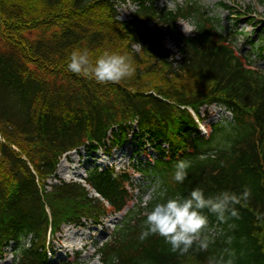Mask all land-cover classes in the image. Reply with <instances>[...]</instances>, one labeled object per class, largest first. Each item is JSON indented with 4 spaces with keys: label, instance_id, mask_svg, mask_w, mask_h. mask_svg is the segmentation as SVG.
<instances>
[{
    "label": "trees",
    "instance_id": "1",
    "mask_svg": "<svg viewBox=\"0 0 264 264\" xmlns=\"http://www.w3.org/2000/svg\"><path fill=\"white\" fill-rule=\"evenodd\" d=\"M132 3L137 9L122 22L116 0H0V258L14 244V264H50L49 234L127 207L132 195L125 172L87 173L86 185L100 198L79 183L47 181L72 150L124 145L136 121L135 141L151 142L158 155L138 170L157 184L155 194L97 249L100 263L219 264L223 258L264 264V73L238 54L220 21L199 4L168 10L155 0ZM181 20H194L192 35L180 31ZM166 38L179 60L165 50ZM77 48L88 49L93 62L105 51L126 55L135 71L104 83L72 73L66 66ZM186 76L197 86H184ZM212 104L229 111L232 122L214 125L206 138L189 109L200 117V107ZM181 159L191 161L183 184L173 179ZM196 187L206 195L247 187L251 195L235 205L239 218L226 223L204 210L210 235L216 233L207 250L194 245L180 255L159 235L140 239L158 198Z\"/></svg>",
    "mask_w": 264,
    "mask_h": 264
},
{
    "label": "rangeland",
    "instance_id": "2",
    "mask_svg": "<svg viewBox=\"0 0 264 264\" xmlns=\"http://www.w3.org/2000/svg\"><path fill=\"white\" fill-rule=\"evenodd\" d=\"M186 1L199 4L214 18H217L220 21L222 34L228 36V40H231V44L235 46L241 56L249 57L253 60L256 68L264 73V25L262 24L264 22V0H155V3L161 9L175 10L177 6H182ZM116 2L118 19L123 22L130 20L136 6L131 0H116ZM220 4L232 8L233 12H237L239 15L228 13ZM248 8H250V12ZM191 22V20H187L178 23L183 34H193L194 26ZM152 23H148L151 28L153 27ZM162 44L171 59L179 60L177 49L168 38ZM150 79L154 80L152 76ZM182 84L186 87L197 86V80L193 76H186ZM200 117L202 119L200 131L204 136L211 133L214 125L227 126L232 122L231 114L225 108L215 105L202 109ZM152 146L149 141H135L128 138L126 143L118 149L106 151L102 148L97 151H88L84 148L78 153L72 152L60 160L56 173L57 179L64 182H83L81 177L85 176V170L88 173L94 168L103 170L113 167L118 171L127 172L131 176L133 200L125 212L129 209L130 211L135 210L140 204L143 206L150 202L155 194L157 184L147 178L148 174L138 172L146 166L147 157L151 156L150 160L157 159L158 155ZM144 152L148 153L147 156L143 154ZM116 155H119L122 160H111ZM54 182L55 180L48 181V183ZM123 215L124 213L109 216L100 224L94 222V219H86L79 225L61 226V232L54 236L49 246L50 264H100L98 257L95 256L96 249L111 240L122 223ZM70 228L87 231L90 234L89 238L83 243H76L74 247L62 249L65 231ZM215 234L212 232V235ZM27 241L28 239L25 240V243ZM85 243L87 245L83 248L82 245ZM12 248H14V244L8 248L4 258L0 259V264H13ZM185 264H195V262L188 261Z\"/></svg>",
    "mask_w": 264,
    "mask_h": 264
},
{
    "label": "clouds",
    "instance_id": "3",
    "mask_svg": "<svg viewBox=\"0 0 264 264\" xmlns=\"http://www.w3.org/2000/svg\"><path fill=\"white\" fill-rule=\"evenodd\" d=\"M191 23L194 25V20ZM66 68L72 73L91 75L101 83L120 81L135 71L131 59L126 55L105 51L93 62L86 48L73 50ZM190 167L191 161L178 160L174 165L173 179L183 184L188 178ZM250 195L251 190L247 187L239 194L222 190L215 195H206L203 188L196 187L187 195L158 198L145 214L140 239L159 235L171 246L172 252L180 255L189 253L194 245L198 250H207L215 238L210 235L209 217L204 210L215 214L219 222L226 223L230 217L239 218V210L235 205ZM219 264L233 262L221 258Z\"/></svg>",
    "mask_w": 264,
    "mask_h": 264
},
{
    "label": "bare ground",
    "instance_id": "4",
    "mask_svg": "<svg viewBox=\"0 0 264 264\" xmlns=\"http://www.w3.org/2000/svg\"><path fill=\"white\" fill-rule=\"evenodd\" d=\"M115 159L122 160L119 155H116L111 158V160ZM89 235L90 234L85 230H73L72 228L67 229L63 237L64 245L62 246V249L74 247L76 243H83L87 238H89ZM86 245L87 243L83 244L82 247L85 248Z\"/></svg>",
    "mask_w": 264,
    "mask_h": 264
}]
</instances>
